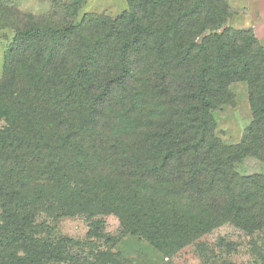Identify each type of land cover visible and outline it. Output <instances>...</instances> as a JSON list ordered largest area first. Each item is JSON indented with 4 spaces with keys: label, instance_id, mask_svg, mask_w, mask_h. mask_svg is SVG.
<instances>
[{
    "label": "trees",
    "instance_id": "trees-1",
    "mask_svg": "<svg viewBox=\"0 0 264 264\" xmlns=\"http://www.w3.org/2000/svg\"><path fill=\"white\" fill-rule=\"evenodd\" d=\"M125 2L112 17L10 24L0 264H62L63 240L40 236V214L112 213L164 254L224 223L264 229V172L234 169L264 162V45L227 25L229 0ZM234 82L247 85L252 121L228 145L212 111L232 102Z\"/></svg>",
    "mask_w": 264,
    "mask_h": 264
},
{
    "label": "rangeland",
    "instance_id": "rangeland-1",
    "mask_svg": "<svg viewBox=\"0 0 264 264\" xmlns=\"http://www.w3.org/2000/svg\"><path fill=\"white\" fill-rule=\"evenodd\" d=\"M69 5L77 7L68 13ZM126 7L125 0H11L4 4L5 15L0 22V76L6 44L12 36L11 22L23 23L30 19L74 22L89 13L116 16ZM237 23V18L230 17L227 25L247 29L238 28ZM229 91L232 102L214 109L212 115L215 135L231 145L243 140L252 121V112L245 82L230 84ZM3 125L0 119V127ZM234 169L245 176L262 173L264 162L246 156L235 163ZM1 214L0 209V223ZM36 221L42 223L39 227L42 238H52L55 242L63 240L57 244L62 264H264V229L248 233L232 223H224L177 251L164 254L144 238L123 233L119 218L112 213L55 220L40 214Z\"/></svg>",
    "mask_w": 264,
    "mask_h": 264
},
{
    "label": "crops",
    "instance_id": "crops-1",
    "mask_svg": "<svg viewBox=\"0 0 264 264\" xmlns=\"http://www.w3.org/2000/svg\"><path fill=\"white\" fill-rule=\"evenodd\" d=\"M238 28H249L264 45V0H229Z\"/></svg>",
    "mask_w": 264,
    "mask_h": 264
}]
</instances>
